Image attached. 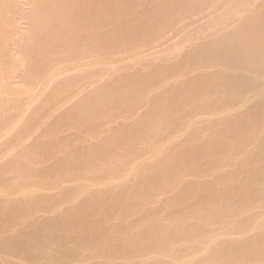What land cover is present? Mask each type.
<instances>
[{"label":"rangeland","instance_id":"rangeland-1","mask_svg":"<svg viewBox=\"0 0 264 264\" xmlns=\"http://www.w3.org/2000/svg\"><path fill=\"white\" fill-rule=\"evenodd\" d=\"M261 93L264 0H0V264H257Z\"/></svg>","mask_w":264,"mask_h":264},{"label":"bare ground","instance_id":"bare-ground-1","mask_svg":"<svg viewBox=\"0 0 264 264\" xmlns=\"http://www.w3.org/2000/svg\"><path fill=\"white\" fill-rule=\"evenodd\" d=\"M22 1V0H21ZM221 58V57H220ZM233 76V75H232ZM249 78L251 79L252 78V76L250 77L249 76ZM249 79V80H250ZM262 95H259L258 94V97L257 96H255L257 99H260V100H263L264 99V94L263 93H261ZM254 97V96H253ZM252 97V98H253ZM248 100V99H247ZM245 105H247V104H245L244 103V105L243 106H245ZM234 107H236V106H234ZM246 109V106L245 107H242V106H240V109H238L236 112H235V115H234V113H230V115L231 114H233L232 116H233V118L234 117H237V116H240V114H242L243 113V111ZM229 111V110H228ZM231 116V117H232ZM223 117V116H222ZM171 119H172V117L171 116H169V118H167V120H166V123H168L169 121H171ZM262 120H264V111H261L259 114H258V117H257V121L258 122H260V121H262ZM165 125V124H164ZM261 138V137H260ZM264 139V138H263ZM260 140V139H259ZM253 143V142H252ZM171 144V143H170ZM264 144V143H263ZM167 145V144H166ZM154 154L155 155H153L152 157L150 156V158H148V159H151L152 161L154 160V159H156L157 157L156 156H158L159 154L158 153H155L154 152ZM155 156V157H154ZM252 157V156H251ZM236 170V169H235ZM242 168H238L236 171L237 172H242ZM264 180V179H263ZM259 184V183H258ZM253 187V186H252ZM254 187H255V185H254ZM259 187H260V185H259ZM240 191V190H239ZM254 191V190H253ZM258 192L260 193V191L258 190ZM167 196V195H166ZM152 206V205H151ZM150 206V207H151ZM151 208H156V206H153V207H151ZM199 213H201V212H199ZM224 213V212H223ZM196 215L198 214V213H195ZM226 214V213H225ZM196 215H194L193 214V216H196ZM218 215H220V214H218ZM193 216H192V220H193ZM221 216H223L222 214H221ZM220 216V217H221ZM200 217H201V214H200ZM200 217L197 215V217H194L195 219V221H192V220H190V221H192V222H190L191 224V226H193L194 228L196 227V225H199L200 224V222L198 221V220H202L203 219V216H202V219H200ZM217 217H219V216H217ZM243 218V217H242ZM241 218V219H242ZM222 219V218H221ZM220 218H219V220H221ZM239 219V218H238ZM243 219H245V218H243ZM218 220V219H217ZM240 220V219H239ZM238 220V221H239ZM211 221V220H210ZM224 221V220H223ZM235 221V220H234ZM237 221V222H238ZM240 221H242V220H240ZM199 222V223H198ZM213 222V221H212ZM216 222V221H215ZM219 222H221V221H219ZM232 223V226H230L229 228H226L225 230H220L216 235H206V236H204L203 235V237L202 238H196V239H194V240H196V243L197 244H200L201 245V243L203 242V241H206L207 242V245H209V247L207 248L206 246V248H207V251H213V249L215 248V247H217L218 245H220L221 243H223V242H225V241H228V240H232V241H236V242H242V241H245L247 238H250V236H252V235H254L255 233H258L257 235H261V237H264V221H262V222H260V223H248V225L246 226L247 228H246V231L245 232H243L240 236H236V238L235 239H233L232 238V236L234 237L235 235H234V230L235 229H237V227L239 226V225H241L242 224V222L240 223ZM177 221L176 220H169L168 222H166V224H164V229L166 230V231H164V232H172V230L173 229H175V227H177ZM189 224V223H188ZM187 224V225H188ZM216 224H218V221H217V223H206V227H207V229H211V228H215L216 226ZM219 224H221V223H219ZM215 227H214V226ZM179 226H181V225H179ZM183 226V225H182ZM200 226V225H199ZM212 226V227H211ZM189 227V225L187 226V228ZM205 227V228H206ZM217 227H219L218 225H217ZM163 228V227H162ZM187 228H184V229H187ZM188 229H190V228H188ZM192 229V228H191ZM190 229V230H191ZM211 230H214V229H211ZM174 231V230H173ZM189 231V230H188ZM185 232H186V230H185ZM191 232V231H190ZM166 234V233H165ZM171 234V233H170ZM165 237V236H164ZM167 234H166V239H167ZM165 238H163V239H165ZM229 238H231V239H229ZM165 239V240H166ZM162 242H164V241H162ZM161 243V242H160ZM168 243H170V242H168ZM177 243V242H176ZM192 243V242H191ZM179 244V243H178ZM173 245V247L171 246V245H169L170 247H166V248H164V249H162L161 251H159V252H154L153 250H151L150 252H147L140 260L138 259V262H136L135 264H149V263H153V262H156L157 264H197V263H199L200 262V260L202 261V259H200V256L199 255H196V254H194V256H189V257H185V256H182V257H179L178 259H176V261H174V260H170V258L171 257H173V253H174V251L176 252V251H178V252H180V253H183V251H185V245H183L182 243L181 244H179V245ZM187 245V244H186ZM188 245H190V244H188ZM204 245V244H203ZM167 246H168V244H167ZM192 246V245H191ZM196 246H198V245H196ZM196 246H194L193 245V247H196ZM202 246V245H201ZM198 247H200V246H198ZM197 247V248H198ZM204 247V246H203ZM191 249V248H190ZM201 249V248H200ZM189 250V249H188ZM203 250H206L205 248L203 249ZM202 250V251H203ZM182 251V252H181ZM192 251V250H191ZM194 251H196V250H194ZM197 251H198V249H197ZM206 251V252H207ZM199 252V251H198ZM191 253V252H190ZM189 253V254H190ZM201 253H204V252H201ZM208 253V252H207ZM207 253H205V254H207ZM199 254V253H198ZM191 255V254H190ZM192 255H193V253H192ZM204 255V254H203ZM188 256V255H187ZM205 256V255H204ZM229 256V255H228ZM254 256H257V254L256 255H254ZM252 257V256H251ZM229 258H230V256H229ZM232 258V257H231ZM173 259V258H172ZM227 259H228V257H227ZM252 259H254V260H252ZM251 262L252 263H257V264H264V254H262L261 256H259L258 255V257H254V258H251ZM228 261H229V259H228ZM216 264V263H215ZM242 264V263H241ZM243 264H244V262H243ZM247 264V263H246ZM249 264H251V263H249Z\"/></svg>","mask_w":264,"mask_h":264}]
</instances>
